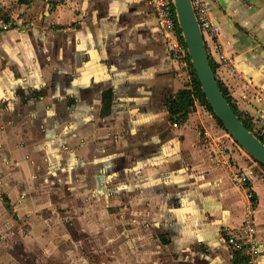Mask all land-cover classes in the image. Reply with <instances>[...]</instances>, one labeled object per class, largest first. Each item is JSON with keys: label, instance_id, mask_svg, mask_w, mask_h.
I'll return each mask as SVG.
<instances>
[{"label": "crops", "instance_id": "crops-1", "mask_svg": "<svg viewBox=\"0 0 264 264\" xmlns=\"http://www.w3.org/2000/svg\"><path fill=\"white\" fill-rule=\"evenodd\" d=\"M202 2L215 76L262 139L264 0ZM0 7L19 18L0 36V197L37 221L47 262L241 264L225 231L252 215L264 264V185L236 183L246 159L200 101L171 122L165 102L192 83L148 0Z\"/></svg>", "mask_w": 264, "mask_h": 264}, {"label": "water", "instance_id": "water-1", "mask_svg": "<svg viewBox=\"0 0 264 264\" xmlns=\"http://www.w3.org/2000/svg\"><path fill=\"white\" fill-rule=\"evenodd\" d=\"M173 2L182 39L201 91L212 113L240 149L264 167V144L244 126L222 94L211 67L204 37L195 18L191 0H173Z\"/></svg>", "mask_w": 264, "mask_h": 264}, {"label": "built area", "instance_id": "built-area-1", "mask_svg": "<svg viewBox=\"0 0 264 264\" xmlns=\"http://www.w3.org/2000/svg\"><path fill=\"white\" fill-rule=\"evenodd\" d=\"M148 3L155 15L157 27L165 37L168 49L173 55L172 60L182 69L186 68L185 60L189 58V54L186 47L180 48L178 45L182 35L177 32L179 25L173 0H148ZM191 4L203 37H215L217 31L211 22L207 6L202 0H191ZM17 27H19V18L8 15L0 7V36ZM235 175L240 178L236 183L244 184L245 179L242 178L241 172L236 171ZM249 199H252L250 194ZM225 235L226 243L234 255L244 259L246 264H255L260 255V245L257 241L255 218L252 215L246 218L240 228L227 229Z\"/></svg>", "mask_w": 264, "mask_h": 264}, {"label": "rangeland", "instance_id": "rangeland-1", "mask_svg": "<svg viewBox=\"0 0 264 264\" xmlns=\"http://www.w3.org/2000/svg\"><path fill=\"white\" fill-rule=\"evenodd\" d=\"M183 39H179L178 45L180 48L184 47ZM186 68H184V72L190 78V82L194 80L193 76V66L190 58L185 60ZM204 104L203 102H201ZM241 118L247 122L254 135L258 136V133L251 126L250 122L240 114ZM215 117V116H214ZM216 118V117H215ZM217 119V118H216ZM224 131V130H223ZM226 142L230 143V145L236 149L240 150V154L246 163L247 170H241V174L247 173L248 176H253L260 185H264V167H262L259 163L254 161L251 157H249L245 152H243L239 146L229 137V135L224 131ZM264 139V138H262ZM239 147V148H238ZM239 152V151H238ZM232 162V159H229ZM239 169V168H238ZM241 176V175H240ZM246 176V175H245ZM246 176L247 178H249ZM246 177L244 181V187L249 188L250 182ZM249 193L251 190H247ZM60 200H57L59 203ZM3 204V205H2ZM62 204V201L60 202ZM2 206L7 210V213H4L2 210ZM27 210L30 209L29 205H26ZM63 208V207H62ZM59 209V207H58ZM60 213V211H58ZM46 221L45 219H43ZM61 222V220L59 221ZM24 223V226H23ZM37 221L31 219V216H21V214H17L13 208L7 209V203H4L3 198L0 197V264H65L64 262L59 263H49L47 262V251L48 247H42L41 243H38L33 238L37 235V232L33 229H30L32 225H36ZM27 224L29 226H27ZM34 233V234H33Z\"/></svg>", "mask_w": 264, "mask_h": 264}, {"label": "trees", "instance_id": "trees-1", "mask_svg": "<svg viewBox=\"0 0 264 264\" xmlns=\"http://www.w3.org/2000/svg\"><path fill=\"white\" fill-rule=\"evenodd\" d=\"M177 32L179 35L181 34L180 28L177 29ZM180 39L182 40V38H180ZM184 47H186L185 44H184ZM212 70L215 74V70L213 67H212ZM193 76H194V80H192V82H191L192 83L191 84V87H192L191 90H188V89L182 90L178 93V95L175 98H169L165 102V107L169 112V117L171 119V122L175 125H181V124L185 123V121L187 120L188 114L194 109V103H195L196 99L200 102H203L204 105L207 107L208 111L211 114H213L210 106L208 105V103L205 100L204 94L201 91V88H200L199 82L196 78L195 72H193ZM219 87L222 91L223 96L225 97V99L229 103L230 107L232 108L233 112L241 120V122L244 124V126L252 134H254L253 131L251 130L250 125L241 118L240 113L238 112L237 108L232 103L231 98L229 97L226 90L222 87V85L220 83H219ZM111 104H112V91H108L104 94V97H103V114H107L110 111ZM213 116H214V114H213ZM217 123L224 130L222 124L218 120H217ZM255 136L264 144V140L259 138L257 135H255ZM3 200H4L5 204L7 203V209L11 210L12 208L9 205V202L7 201V199L5 197H3ZM238 259H240L241 264H243V263L246 264V261L244 259H242L240 257H238Z\"/></svg>", "mask_w": 264, "mask_h": 264}]
</instances>
